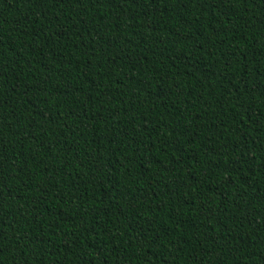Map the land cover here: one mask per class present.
<instances>
[{
	"label": "trees",
	"instance_id": "1",
	"mask_svg": "<svg viewBox=\"0 0 264 264\" xmlns=\"http://www.w3.org/2000/svg\"><path fill=\"white\" fill-rule=\"evenodd\" d=\"M0 264H264V0H0Z\"/></svg>",
	"mask_w": 264,
	"mask_h": 264
}]
</instances>
